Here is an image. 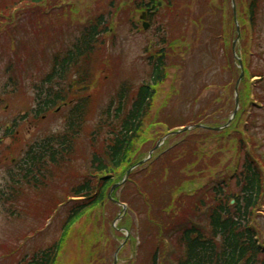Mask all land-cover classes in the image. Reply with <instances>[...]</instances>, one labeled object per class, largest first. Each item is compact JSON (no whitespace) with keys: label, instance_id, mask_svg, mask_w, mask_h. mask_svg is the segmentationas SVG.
<instances>
[{"label":"trees","instance_id":"1","mask_svg":"<svg viewBox=\"0 0 264 264\" xmlns=\"http://www.w3.org/2000/svg\"><path fill=\"white\" fill-rule=\"evenodd\" d=\"M130 1L135 4V10L139 11L145 4V0ZM150 1L155 2V0ZM205 1L208 5L211 4L212 8L219 7L220 10L224 8L223 2L217 6L215 0ZM236 1L238 9L241 10L238 21L241 26L242 58L246 76L239 91L241 112L229 129L218 133L219 138H228L231 144L227 142V145L223 144V147L218 150L225 154L218 160H214L215 154L210 156L199 146H192L193 148L177 146L158 160L153 157L145 167L146 171L141 173L138 171L131 175V179L137 183L143 180L141 189L133 190V194L144 198L145 202L140 211L147 217V222L143 226L146 242L143 245L144 254L140 264H167L165 260L169 249L165 245L166 239L176 243L178 255L174 258L175 264H264V238L261 236V229L256 225L257 215L264 207V162L254 152L255 143L249 142L246 138L247 133L251 131L250 126H244L243 131L240 129L248 106L254 107L255 103L264 106V94L257 93L256 82H254L259 78L257 84L260 86L264 84V67L256 68L253 59L254 44L256 48L264 50L263 43L259 38L257 39L261 36L259 29L264 0ZM116 2L111 0L110 8L112 9L107 14L90 16L80 29L79 35L73 40V45H70L62 55L55 56L51 71L39 77L33 88L37 104L33 110L35 118L49 114L56 107L68 103L69 100L73 101V105L69 110V121L65 131L32 145L26 158V165L20 173V182L31 187L33 192H39V187L45 185V177L50 170H57L59 173L66 170L69 181L67 190L62 192L64 199H59L57 191L53 194L50 206L47 208L48 214L51 215L60 205L67 204L61 227L62 237L47 250L34 254L29 264H58L60 251L77 223H89L91 216L97 211L103 212L107 204L117 208V205L109 199V192L114 185L125 179L132 167L145 159L136 158L143 145L141 141L146 138L148 131H153L150 126L159 123L152 119L151 110L157 100L159 88L169 80V69L177 66L174 60L178 59L175 39L167 41V37L162 39L165 50L158 57H151L149 60L152 68L151 84L141 85L133 91L127 85H123L118 94L119 106L115 114L112 113L113 104H111L102 113L96 128L89 135L90 146L86 148L90 156L89 170L86 169L85 172L80 164L81 161L73 159L75 148H77L76 142L88 122L85 103L87 98L84 96L86 90L83 87L88 85L89 76L82 71L78 72L76 77L72 74L75 69L80 70V61L89 58L99 45L106 47V39L111 36V30L114 27L113 18L120 13L130 12L124 0L119 1L118 6ZM165 2L167 9L174 10V7H177V1L165 0ZM61 3L62 0H0V32L6 30L5 32L8 33L17 19L22 18L25 13L38 15L40 9L50 5L52 8H61L64 6ZM229 3L231 29L229 35L226 34L225 39L220 41H227L228 44L229 37L228 45L232 49L231 40L236 39L237 30L231 0ZM67 6L73 8L70 10L76 11L75 4L70 0H67ZM213 12L216 10L213 9ZM221 36L222 34L219 37ZM213 37L216 39L218 36L214 34ZM221 69L222 73L225 70L234 71L237 79L241 75L235 62L222 65ZM220 82L211 85L219 88L214 90L215 97L212 102L220 107L214 111L213 116L224 113L226 107L231 115L235 109V101L229 106L228 100L231 101V99L221 95V91L227 89L230 84ZM206 85L201 87L196 101H199L200 96L209 89L210 86ZM129 104L131 107L127 108ZM203 112L197 114L196 123L205 122V118L209 117L206 116L205 111ZM157 119L159 120V117ZM169 120L170 117L164 121L171 130L177 127L182 128L191 121L190 118L182 119L177 121L178 126H174ZM190 134L192 133H185L183 136ZM209 134L212 137L217 133ZM164 135V133L160 136L156 135V140ZM227 152L235 153L240 158L243 156V160L240 159L241 166L238 165L240 161L233 159L228 165L229 170L232 164L234 166V175L230 181L219 182L209 192L206 188L211 181L207 180L205 183V176L209 173L211 177L220 171L222 161L227 158ZM42 178L43 181L40 180ZM233 181H235L234 188H232ZM128 186L130 185H126L124 190ZM117 192L113 198H116ZM16 193L14 188L5 196L3 200L5 205L14 204ZM69 199L74 200L68 202ZM128 200L124 199L123 202L129 204ZM233 200L235 205H232ZM204 215L207 216V227H203L201 222L196 221ZM120 227L133 232L135 224L132 218L127 216ZM111 231L115 232L113 229ZM115 234L117 238L112 236L106 238L103 247L95 249L92 247V260L87 261V264H93V262L104 264L105 255L120 247L119 238L124 239V236L121 234L118 238L119 233L115 232ZM101 252H104L103 256H100Z\"/></svg>","mask_w":264,"mask_h":264},{"label":"rangeland","instance_id":"2","mask_svg":"<svg viewBox=\"0 0 264 264\" xmlns=\"http://www.w3.org/2000/svg\"><path fill=\"white\" fill-rule=\"evenodd\" d=\"M70 1L75 4L76 11L70 10L73 8H68L67 0H62L61 4L65 7L52 8V3L47 8L40 9L38 14L40 16L35 13H25L22 18L17 19L16 24L8 33L5 32L6 30L0 32V189L6 187L13 160L22 158L27 150V145L30 146L53 133L62 132L65 128L67 116L65 110L44 119H33L31 113L34 107L33 88L38 78L50 71L51 61L56 55L67 50L68 45H73V40L79 35L80 29L90 16L107 14L112 9L110 8L111 0ZM116 1V6H118L119 1L122 0ZM124 1L129 10L133 9L130 0ZM174 1H177V7L173 6L174 10L162 7L159 11L160 20H156L155 26L146 32L132 33L131 25L128 22L131 19L135 21V25L139 26L141 24L140 14L129 11L120 13L113 18L114 33L106 39V47L99 45L89 60L79 66L80 70L73 71V77L83 70H88L92 76L90 89L87 93L88 96H91L88 123L82 136L76 142L77 148H75L73 156L74 160L81 161L80 164L85 172L86 164L90 163V158L84 146H87L89 135L101 118L102 112L113 102V114L115 113L118 107L117 95L123 85L137 89L140 85L150 82L151 68L148 58L158 47V27L161 25L167 27L168 38L175 39L176 58L178 59L174 60L177 66L169 69V80L159 88L157 100L151 111L152 117H157L160 113L162 121H164L171 116L169 121L174 126L178 124L175 121L189 118L191 121L187 125L194 124L195 122L192 120L197 117V114L204 113L203 111L206 112V116H209L205 118V125H219L229 117L227 107L224 113L213 116L214 111L220 107L212 102L215 97L213 87L206 90L200 96V100L196 101V96L204 84L211 86L221 83L220 81L230 84V88L221 91L224 98L231 99V101L228 100L229 106L235 101L237 76L234 75V71L225 70L226 72L222 73L223 70H220L222 65L242 59V40L235 45V56L228 45L229 37L228 44L227 41H220L225 39L226 34L229 35L231 29L229 0H215L217 6L222 2L225 4L223 11L219 7L212 8L211 4L208 5L205 0ZM88 6H90L89 9H87ZM238 8L237 6V17L241 11ZM213 9L216 12H213ZM106 17L108 18V16ZM214 34L218 36L216 39L213 37ZM220 34H222L221 37H219ZM259 34L261 36H258L257 39L259 38L263 43L264 49V8ZM231 43H233V38ZM253 49L254 66L256 68L264 67V50L256 48V44ZM73 77L71 76V78ZM240 89L241 85L238 87V95ZM256 90L257 93L264 94V84L262 86L257 84ZM7 106L8 109H6ZM239 110L240 113V105ZM24 113L28 114V118L21 121L20 117ZM15 121L18 122L16 132L20 133L19 140L7 147L5 141L9 136L6 129L8 125L12 126ZM242 121H244L243 126L246 125V122L250 124L251 131L247 133L246 138L249 139V142L255 143L256 150L254 152L264 162V108L248 106ZM158 128V130L161 129L159 126ZM203 131H193L189 136L178 134L168 143L170 146L177 144V146L184 145L187 148L199 146L210 156L215 154L214 160H218L220 156L225 155L223 151L218 152V150L223 147V144L227 145V142L231 144L230 139L219 138V132H215L217 134L211 137L209 132ZM160 133H148L147 139L144 140H147V144L145 143L141 147L140 158H145L151 152L157 143L156 135L160 136ZM195 143L196 145H194ZM167 144L161 147L158 153L162 154L168 147ZM227 154V158L222 161L220 171L216 172V175L214 173V177H209V173L205 176V183L207 180L211 181L206 188L209 192L219 182L228 181L232 177L234 166L232 164L229 170L228 165L233 159L235 161L243 160V156L240 158L235 153L227 152ZM238 165L241 166V161ZM146 170L143 169V171ZM55 176L53 181H57L55 183L52 181L49 184L48 189L40 195L39 200L32 199L31 195L24 199L23 195L18 206H15L19 211L0 205V264L27 263L37 251L45 249L60 238V228L65 219V203L50 220L48 215L45 214L44 217H42L43 214L40 215L46 204H50L54 193L58 191L59 199H64L62 192L69 186L68 174L55 173ZM234 182H232V188H234ZM138 183L142 186L143 180L141 179ZM124 189L120 192L115 191V193L117 192L116 199H129L128 202H133L129 205L134 210L130 216L139 229V232L134 234L140 245L136 246V250L139 249V251L134 255L135 246L130 243L127 246L122 238H119L120 244L125 245L120 254V260L121 264H130L131 258H133L135 261L137 260L136 264H140L144 254L143 245L146 242L143 226L147 222V217L140 211L142 203L140 199L132 197L133 190L137 191L136 186L130 184L126 190ZM126 192L127 196L125 197ZM138 202H140L139 207L136 205ZM143 202L145 201L143 200ZM129 213L130 210H128ZM122 215L121 206L114 208L113 205L107 204L103 212L97 211L91 216L89 223L77 224L65 242L58 264H86L91 257L92 247L95 249L104 246L106 238L111 235L110 227L117 225L116 218L122 217ZM46 220L49 221L46 222ZM196 221L201 222L203 227H207V216L197 218ZM256 225L261 229V236L264 237V208L257 215ZM132 236L134 235L130 234L129 238L132 239ZM173 244L166 256L167 264H175L174 258L178 255L176 243ZM101 253L100 256H103L104 252ZM114 254L115 251L106 254L104 264H113Z\"/></svg>","mask_w":264,"mask_h":264},{"label":"water","instance_id":"3","mask_svg":"<svg viewBox=\"0 0 264 264\" xmlns=\"http://www.w3.org/2000/svg\"><path fill=\"white\" fill-rule=\"evenodd\" d=\"M143 19H144V18H143ZM243 75H244V74H242V77H243ZM238 105H239V101H238V99H237V106H238ZM236 113H237V110H236ZM236 113H235V114H236ZM189 129H190V128H188V129H186V130H189ZM114 189H115V188H114ZM114 189H113V191H114ZM113 191H112V192H113ZM116 264H117V259H116Z\"/></svg>","mask_w":264,"mask_h":264}]
</instances>
